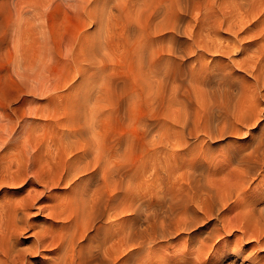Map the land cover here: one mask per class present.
<instances>
[{"label": "bare ground", "instance_id": "1", "mask_svg": "<svg viewBox=\"0 0 264 264\" xmlns=\"http://www.w3.org/2000/svg\"><path fill=\"white\" fill-rule=\"evenodd\" d=\"M158 11L147 12L146 19H156ZM168 11L169 29L173 33L182 31L189 37L193 49L214 57H243L238 63L227 61L215 65L200 61L197 66L190 64L184 85L174 73L172 100L184 111V117H178L175 123L190 133L201 132L208 138L227 134L239 136L244 132L250 136L249 144L232 151L224 159L225 164H213L212 170H209L212 164H207L205 176L196 175V166L190 168L183 190L186 191L183 208L175 211L170 207L168 216H160L166 211L162 213L158 209L157 191L153 198L155 207L158 206L156 209L151 202L143 204L141 197L128 201L125 195L124 133H109L106 119L113 115L117 126L123 123L119 109L122 103L127 104L123 79L117 78L98 88L96 94H100L102 103L95 99L97 106L88 112L86 106L75 110V101L82 96L79 104L87 103L86 97L94 86L69 84L70 78L79 77L82 83L89 77L80 65L72 64L73 73L65 75L59 84L45 77L39 88H30L41 96L49 94L50 100L56 102L47 115L40 113L53 123V128L49 129L51 134L44 135L47 138L40 140L37 149L31 145L29 136L21 137L24 164H20L19 156L18 164H1L0 160V185L11 183L12 186L30 179L43 191L0 203V264H24L27 256L44 253L53 254L47 264H220L224 259H231L228 264H264V113L261 114L260 109L264 103V0H170ZM223 34L229 37L223 38ZM172 53L177 52L173 50ZM44 59L47 63L37 52L29 65L18 63L15 69L18 80L34 82L44 73L46 65L53 60L47 43ZM95 61L92 52L82 60L87 65ZM235 69L251 80L243 82L236 76ZM65 88L73 99L63 106L58 103L61 96L56 93ZM140 96L137 94L138 98ZM111 101L115 107L107 110ZM131 102L128 106L133 108L135 101ZM88 103L93 106V102ZM25 114L37 115L30 110ZM14 118L18 119L0 106V153L20 138L19 134L12 139L11 133L16 125L22 129L26 119L13 123ZM51 144L55 147L53 159L57 162L43 164L37 156L41 158L43 152L50 154ZM223 167L228 171L224 172ZM60 185L68 187L65 197L57 199L45 194ZM42 200L49 202L44 206L47 216L57 223L35 232L32 245L22 250L18 237L28 229L34 230L26 210ZM201 213L207 217L215 215L219 224L204 239L191 237L180 259L175 255L170 259L157 254L142 260L135 253L158 238L189 233L197 224L199 226L203 218ZM125 214L138 218L144 215V220L152 226L153 236L137 235ZM236 241L255 244L256 254L245 258L241 249H230ZM216 247L220 249L214 256Z\"/></svg>", "mask_w": 264, "mask_h": 264}, {"label": "rangeland", "instance_id": "2", "mask_svg": "<svg viewBox=\"0 0 264 264\" xmlns=\"http://www.w3.org/2000/svg\"><path fill=\"white\" fill-rule=\"evenodd\" d=\"M169 2L170 0H0V106L5 108L6 113H11L18 118V121L14 118L13 123L20 122L22 118L26 119L22 129H18V125L13 128L12 139L19 134L20 138L6 151L0 153L1 164L8 162L18 164L16 161L18 156L20 164H24L20 142L24 135L29 136L31 145L37 149L40 146V140L51 134L49 129L53 128V123L50 124L51 121L41 117L40 113L47 115L56 102L50 100L49 94L38 95L30 87L39 88L40 83L48 76L51 81L59 84L64 80L65 75L71 76L73 73L72 64L80 65L89 77L82 83H79L81 82L79 77L70 78L72 81L68 83H72L73 86L92 85L94 89L86 97L87 103L79 104L83 100V97L79 96L78 102L75 101V110L80 106H86V110L91 111L97 106L95 99L99 100V104L102 103L100 94L96 92L107 82L122 78L123 85L126 86L127 104L124 102L126 105L122 103L119 106L123 123L121 122L120 127L117 126L112 118L113 115L106 119L109 133L114 134L117 131L124 133L126 172L124 188L127 200L141 197L139 199H142L143 204L151 202L154 208L156 200L153 198L157 191L160 207L156 206L154 209L158 208L162 213L166 211L160 216H168V213H171L170 209L175 211L182 209L186 194L183 190L187 185L185 182L187 171L196 166V175L205 176L204 172L208 171L207 164H212L209 170L214 169L213 164H220L232 151L249 144L250 136L243 132L239 136L227 134L221 138H208L201 132L190 133L175 123L178 117H184V111L172 100L171 89L175 85L172 82L174 73L178 76L180 84L184 85L186 69L190 64L197 66L200 61L215 65L226 64L227 61L238 63L243 57L236 55L229 56L228 59L214 57L213 54L193 49L189 37L182 31L173 33L169 29ZM156 9L159 10L158 17L147 20V12ZM222 36L229 37L227 34ZM46 43L53 55V60L46 65L44 73H41L34 82L19 81L15 74L18 63L29 65L37 52L47 63L44 59ZM173 50L177 53L173 54ZM88 52H92L95 56L96 61L93 65L82 62L84 55ZM185 53L187 56L184 55ZM235 73L239 79L242 78L243 82L251 80L244 73H239L237 70ZM56 94L61 96V101L59 100L58 103H63V106L73 99L69 97L70 91L68 92L66 88L58 90ZM137 94L141 96L138 98ZM90 101L93 102V106L92 103H88ZM131 101H135L133 108L128 106ZM114 107V101H111L107 110ZM260 109L263 114L264 103ZM29 110L37 115L27 116L25 113ZM45 134L47 137L44 136ZM204 144L209 148H205ZM54 149L52 144L49 148L50 154H45L43 149L42 159L37 156V160H41L43 164L47 162L54 164L57 162L53 159L56 155ZM5 152L6 154L3 155ZM207 154L210 155L207 156ZM3 156L5 157L2 158ZM208 158L211 162L207 160ZM203 168L204 171H202ZM197 169L200 170L197 171ZM223 171L228 170L223 167ZM174 188L178 191L176 192ZM66 189L68 190V187L60 185L51 188L50 192L45 194L54 195L59 199L68 194ZM35 191L41 193L43 189L37 187L30 179L12 186L11 183L0 185V203L21 199ZM148 194H151V197ZM47 203L49 202L46 200L37 201L26 210V213H29V215L26 214L29 224L34 230L28 229L18 237L19 247L22 250L32 245L35 232L44 228L49 229L53 223H57L47 216V210L44 207ZM201 214H203L202 223L200 222L199 226L197 224L189 233L179 232L165 236L164 239L158 238L135 253L142 260L157 254H163L170 259H173L175 255L177 259H180L191 237L204 239L219 224L215 215L211 218L204 213ZM125 215H127L128 224L136 228L134 231L137 235L153 236L152 226L144 220V215L139 218ZM110 224L114 225L113 222ZM219 249L216 247L212 255H218ZM230 249H241L245 258L255 255L257 251L255 244L246 245L239 241L232 243ZM51 257L53 254L50 253L40 254V256L32 254L27 256L23 263L47 264ZM192 257L196 260L195 256ZM230 260L224 259L220 264H228Z\"/></svg>", "mask_w": 264, "mask_h": 264}]
</instances>
